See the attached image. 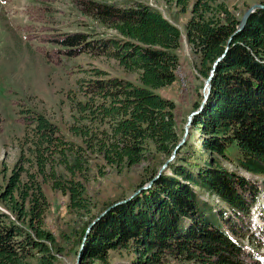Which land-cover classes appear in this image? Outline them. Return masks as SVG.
I'll return each instance as SVG.
<instances>
[{
  "label": "trees",
  "instance_id": "obj_1",
  "mask_svg": "<svg viewBox=\"0 0 264 264\" xmlns=\"http://www.w3.org/2000/svg\"><path fill=\"white\" fill-rule=\"evenodd\" d=\"M175 3L184 11L188 0ZM81 4L86 15L114 33H63L57 40L63 53L112 58L136 73L137 82L96 69L94 77L79 84L84 99L72 104L68 129L81 143L64 140L43 114L25 117L35 137L33 152L42 180L67 196L71 211L89 212L91 200L80 179L89 169L88 153L119 172L149 157L160 156L164 162L180 139L174 103L157 90L176 79L181 31L141 1ZM239 18L224 0L191 3L184 36L203 79L231 36L207 101L192 119L190 129L197 136L187 138L148 188L111 208L91 227L80 264H111L110 252L118 250L132 253L130 264H264L256 252L264 246V230L250 220L258 185L222 165L232 160L245 172L264 175V8L236 32ZM232 144L238 152L229 157ZM34 176L29 173L28 181L21 182L15 170L0 181V203L7 210H0V264L56 263L55 237L44 228L48 202ZM197 190L215 197L218 210L200 201ZM83 235L84 230L80 244ZM244 238L256 248L247 250Z\"/></svg>",
  "mask_w": 264,
  "mask_h": 264
},
{
  "label": "rangeland",
  "instance_id": "obj_2",
  "mask_svg": "<svg viewBox=\"0 0 264 264\" xmlns=\"http://www.w3.org/2000/svg\"><path fill=\"white\" fill-rule=\"evenodd\" d=\"M85 1L87 0H0V181L15 170L19 172L21 182L28 181L29 173L35 174L34 179L39 181L48 202L44 213V228L56 240L53 249L56 253L55 264H73L80 247L79 238L89 220L110 204L135 191L139 182L142 181L143 185L149 181L148 176L153 170H158L163 162L160 156H155L154 159L149 157L118 172L88 153L89 169L86 171V178L80 179L91 200L89 212L71 211L67 207V196L52 189L37 172L33 152L35 137L29 119L25 116L43 114L57 126L58 133L64 140L81 143L68 129L74 113L72 104L84 99L79 84L94 77L96 69L106 72L107 76L137 82L136 73L125 71L112 58L87 52L66 56L61 50L57 40L66 32L88 31L96 37H108L114 33L82 11L81 3ZM94 1L113 3L115 6L141 1L158 9L180 29L176 79L157 92L173 101L175 128L182 135L185 118L200 100L199 92L203 83L198 59L190 51L184 36V24L190 16V5L194 0H188L184 11L175 0ZM224 2L237 17L253 3L264 5V0ZM196 136L195 131L189 129L187 138L192 140ZM237 152L234 144L228 147L229 157ZM222 165L258 185L256 202L250 208V220L263 231L264 175L245 172L232 160L222 161ZM55 169L59 170L60 167L56 166ZM197 193L199 200L211 205L213 211L221 206L215 197L200 190ZM0 210L7 211L1 203ZM241 241L247 250L256 248L245 238ZM256 252L264 261V246L258 247ZM132 258V253L118 250L111 251L109 259L111 264H130ZM168 264L178 263L170 261Z\"/></svg>",
  "mask_w": 264,
  "mask_h": 264
},
{
  "label": "water",
  "instance_id": "obj_3",
  "mask_svg": "<svg viewBox=\"0 0 264 264\" xmlns=\"http://www.w3.org/2000/svg\"><path fill=\"white\" fill-rule=\"evenodd\" d=\"M264 8V5L262 4H258V3H253L251 4L243 13L242 15L240 16L239 20H238V24L236 25V32L237 31H240L244 25L246 24L248 18L250 17V15L257 9H263ZM164 18H166L164 16ZM167 19V18H166ZM170 21V20H169ZM171 22V21H170ZM231 40V36L228 38L227 42H226V46H225V49L223 51V53L218 56L212 63L211 65V68L209 70V73L207 75L206 78L203 79V83H202V87L200 89V102L198 104V106L191 110L186 118H185V123L182 127V135L180 137V139L178 140V142L176 143L175 147L173 148L172 152L170 153L169 157L161 164V166L159 167V169L157 170V172L155 173V175L153 176V178H151L149 181H147L145 184H143L142 186L138 187L135 191H133L131 194H129L128 196L124 197L123 199H120L118 201H115L114 203L110 204L109 206H107L105 209H103V211H101L96 217H94L87 225L85 231H84V235L82 237V241H81V244H80V247L78 248L77 250V253H76V256H75V259H74V262L73 264H80V256H81V250H82V247H83V243H84V240H85V237L86 235L89 233V230L91 229V227L106 213L108 212L111 208H113L114 206L118 205V204H122L126 201H128L129 199H131L133 196H135L136 194H138L141 190L143 189H146L148 188L153 180H155L159 175L160 173H162L166 167H167V164L174 158L176 152L178 151V149L185 143V141L187 140V136H188V133H189V129H190V126H191V122H192V119L193 117L203 108L205 102L207 101V98L209 96V92H210V82H211V79L213 77V74H214V70H215V67L217 65V63L222 59V57L224 56L225 54V51L227 50L228 48V45H229V42Z\"/></svg>",
  "mask_w": 264,
  "mask_h": 264
}]
</instances>
